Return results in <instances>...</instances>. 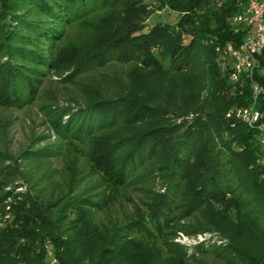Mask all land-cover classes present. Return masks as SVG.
I'll return each mask as SVG.
<instances>
[{"label":"trees","instance_id":"1","mask_svg":"<svg viewBox=\"0 0 264 264\" xmlns=\"http://www.w3.org/2000/svg\"><path fill=\"white\" fill-rule=\"evenodd\" d=\"M156 1L178 13L175 22L148 23L150 0H0V24L9 16L17 25L5 28L0 47L34 59L25 45H54L61 23L101 11L55 58L72 67V78L116 61L125 79L118 94L90 99L52 124L89 139L90 166L112 194L149 175L162 186L143 200L144 212L116 225L94 219L101 203L91 197L46 201L0 181V264H49L48 250L58 264H207L168 243L163 229L184 219L194 222L191 233L222 240L228 260L264 264V144L259 130L226 116L250 102L248 82L231 83L214 63L215 46L234 39L230 19L242 0ZM24 4L43 18L16 10ZM0 71V103L33 90L14 60H0ZM257 108L264 110V95Z\"/></svg>","mask_w":264,"mask_h":264},{"label":"rangeland","instance_id":"2","mask_svg":"<svg viewBox=\"0 0 264 264\" xmlns=\"http://www.w3.org/2000/svg\"><path fill=\"white\" fill-rule=\"evenodd\" d=\"M150 2L153 12L148 23L157 18L168 22H175L178 18V13L167 7L159 10L158 1ZM16 10L36 20L43 18L32 5H20ZM101 14V11H95L84 21L61 23L60 38L54 45V41L49 43L46 40L38 45L35 42L25 45L35 50L39 55L37 59L19 57L15 53L6 55L7 51L0 47V60H14L16 67L21 68L33 84V90L23 93L24 96L21 94L18 103H0V181L13 193L28 192L46 201L65 200L77 195L91 197L101 203L94 209V219L99 224L113 222L118 225L133 217L138 210L144 212L142 202L150 199L151 190L161 189L160 179L149 175L125 183L118 189V195L112 194L113 188H109L90 166L87 155L89 139L85 136L74 139L62 127L52 124L56 115L62 123L65 122L71 112L77 113L79 106L90 99L118 94L119 80L125 79L124 66L116 61L84 69L72 78L68 77L72 67L55 58L61 46L83 38L85 24ZM2 21L0 44L6 42L2 38L5 28L17 27L9 16H4ZM178 222L179 225L163 229L168 233L166 239L170 245L185 247L207 264H242L234 257L228 260L231 256L222 251L220 242L223 241L217 240L214 233H191L189 226L194 224L191 219ZM161 241L159 239L158 243ZM198 244H203L205 251L200 252Z\"/></svg>","mask_w":264,"mask_h":264},{"label":"built area","instance_id":"3","mask_svg":"<svg viewBox=\"0 0 264 264\" xmlns=\"http://www.w3.org/2000/svg\"><path fill=\"white\" fill-rule=\"evenodd\" d=\"M240 5L230 19L234 39L215 46L214 63L231 83L248 82L250 102L231 108L226 116L259 130L260 142L264 144V110L257 108V98L264 95V0H242ZM47 256L49 264H58L50 250Z\"/></svg>","mask_w":264,"mask_h":264}]
</instances>
